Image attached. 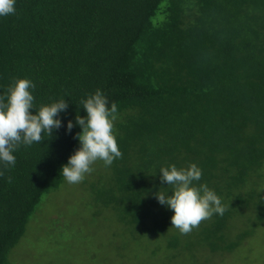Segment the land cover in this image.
<instances>
[{
	"label": "trees",
	"instance_id": "obj_1",
	"mask_svg": "<svg viewBox=\"0 0 264 264\" xmlns=\"http://www.w3.org/2000/svg\"><path fill=\"white\" fill-rule=\"evenodd\" d=\"M15 9L0 16V96L27 78L34 108L62 98L68 107L51 137L21 143L14 166L0 162V264H11L37 206L64 182L80 147L76 115L97 89L118 106L123 155L96 161L81 182L94 203L139 228L135 236L171 234L165 246L178 250L183 234L155 193L171 194L162 167L195 163V183L227 207L193 229L199 241L212 253L242 245L264 216V0H15ZM250 207L256 218L240 228L236 213Z\"/></svg>",
	"mask_w": 264,
	"mask_h": 264
},
{
	"label": "rangeland",
	"instance_id": "obj_2",
	"mask_svg": "<svg viewBox=\"0 0 264 264\" xmlns=\"http://www.w3.org/2000/svg\"><path fill=\"white\" fill-rule=\"evenodd\" d=\"M92 168L93 172L100 169L96 162ZM262 173L260 187H264V170ZM242 211L235 216L240 228L252 224L258 213L253 207ZM170 227L174 234H180ZM237 228L232 224L231 237ZM137 230L134 232L111 209L97 206L89 185L64 180L37 206L8 259L11 264H264V216L242 245L225 253H212L194 230L179 236L184 247L178 250L165 246L171 234L145 239L134 235Z\"/></svg>",
	"mask_w": 264,
	"mask_h": 264
},
{
	"label": "clouds",
	"instance_id": "obj_3",
	"mask_svg": "<svg viewBox=\"0 0 264 264\" xmlns=\"http://www.w3.org/2000/svg\"><path fill=\"white\" fill-rule=\"evenodd\" d=\"M15 11V0H0V16L15 14ZM34 87L30 79L18 78L8 88L6 96H0V162L5 167L15 165L13 152L21 143L28 146L40 143L43 133L51 137L53 130L62 126L58 117L68 107L65 99L34 108V96L30 91ZM81 104L86 115L77 114L75 118V123L82 129L76 134L80 147L61 169L63 178L70 184L81 183L85 175L94 170L92 165L96 161L101 160L108 167L123 155L114 127L118 118L117 104L112 102L109 107L107 96L99 89L83 99ZM73 127V121L69 120L67 131ZM160 173L161 183L170 187L171 194L158 191L155 196L160 204L173 210L171 225L181 234L187 235L213 214L223 216L227 211L214 190L207 184L195 183L202 178V169L197 164L191 163L179 169L172 164L162 167Z\"/></svg>",
	"mask_w": 264,
	"mask_h": 264
}]
</instances>
